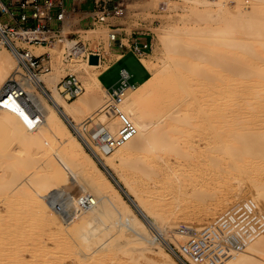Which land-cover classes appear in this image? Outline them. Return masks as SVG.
I'll list each match as a JSON object with an SVG mask.
<instances>
[{
    "label": "bare ground",
    "instance_id": "bare-ground-1",
    "mask_svg": "<svg viewBox=\"0 0 264 264\" xmlns=\"http://www.w3.org/2000/svg\"><path fill=\"white\" fill-rule=\"evenodd\" d=\"M195 2L212 21L224 22L202 28L172 25L159 32L169 63L158 70L143 59L150 75L128 89L118 104L137 131L106 155L89 153L83 143V117L99 111L107 90L98 80L106 65L80 61L85 42L71 38L79 15L64 13L59 31L20 29L0 37V90L17 68L15 50L20 41L34 54L44 49L30 44L32 39L65 42L67 53H61L57 45L55 52L85 82V91L67 100L57 87L62 70L56 65L31 81L22 80L26 97H8L0 106V122L14 129L20 140L41 149L60 143L62 155L79 170L73 181L62 171L35 189L18 183L11 190L6 209L16 219L0 222L1 227L9 221L0 228V264H8L9 251L28 248L23 237L27 222L45 226L49 243L39 248L40 262L31 255L34 249L29 245L30 258L25 260L20 253L11 264H68L65 255L73 254V248L57 239L72 230L90 246L98 233L107 231L104 222L115 218L118 224L108 231L104 247L90 255L94 264H197L187 245L189 234L247 194L264 211V5L252 7L261 16L254 20L250 14L238 15L239 4L228 8L219 0ZM213 5L215 13H211ZM91 35L88 31L86 37ZM108 124L116 131L117 119ZM13 156L18 170L28 171L23 163L27 158ZM117 161L124 178L116 171ZM0 168L4 177L16 175L5 159H0ZM91 169L125 200L106 177L104 169L108 171L140 216L130 205L123 212ZM73 182L85 186L84 192L96 198V205L67 223L51 211L40 193L52 184L63 188ZM147 224L158 229L156 236ZM118 236H127L119 252L113 248ZM256 239L262 254L258 260L264 264V231ZM74 264H88V259ZM222 264L247 263L238 255Z\"/></svg>",
    "mask_w": 264,
    "mask_h": 264
},
{
    "label": "built area",
    "instance_id": "built-area-1",
    "mask_svg": "<svg viewBox=\"0 0 264 264\" xmlns=\"http://www.w3.org/2000/svg\"><path fill=\"white\" fill-rule=\"evenodd\" d=\"M110 2L111 0H93V9L89 16L91 28L99 24L107 25L111 28L110 41L120 40L121 36L128 38L133 52L142 58L149 47L153 32L142 27L143 21L140 17L128 16L127 21L121 24L122 3L115 0L113 5L109 6ZM53 7L62 10V0H0V37L8 36L20 29H46L45 20L50 18L47 13ZM61 12L57 15L60 21L63 20L64 14ZM140 35H149L150 41L139 43L137 36ZM64 48V53H67L66 44ZM15 53L17 68L0 90V106H3L8 97L15 99L26 97L22 80L31 81L32 78L52 70L49 53L34 54L26 48H16ZM92 54L94 53L91 51H84L82 56L88 60ZM131 78V74L125 68L120 69L118 82L107 89V96L99 111L84 119L83 143L89 153L110 154L135 135L137 131L135 124L118 108L125 92L136 85ZM57 87L67 100L79 96L84 91L81 81L75 74L63 76ZM112 119L118 121L116 131L108 124ZM42 197L51 211L60 218L74 212L90 210L96 205V198L86 192L72 198L49 191ZM261 231H264V211L255 198L247 194L211 219L199 231L189 234L187 245L197 264H222L238 255H242L247 264H260L258 255L261 252L256 238Z\"/></svg>",
    "mask_w": 264,
    "mask_h": 264
},
{
    "label": "rangeland",
    "instance_id": "rangeland-1",
    "mask_svg": "<svg viewBox=\"0 0 264 264\" xmlns=\"http://www.w3.org/2000/svg\"><path fill=\"white\" fill-rule=\"evenodd\" d=\"M122 3L121 9L122 10V16L121 22L127 21L126 18L133 17L137 18L140 17L143 21L142 27L147 28L151 30L152 38L149 42V47L146 50L145 54L143 55L142 62L144 63L145 60L153 62V64L157 67L158 70L163 69L168 63L169 58L167 57V50L165 49L164 45L159 39V32L163 29H166L170 26H188V27H195V28H202L206 26H216V25H222L224 21H218L214 22L212 21V18L207 17V14L205 11H203L202 7L199 6L196 0H118ZM203 1V0H202ZM204 1H214V0H204ZM222 4L225 5V7L231 8L237 4H239L240 11L238 12L239 16H243L245 14H250L252 19L254 20H260L261 16L257 13V11H251L252 7H259L264 5L263 0H219ZM202 10V11H200ZM217 11L216 6H211V13H215ZM129 16V17H128ZM124 20V21H123ZM262 23V22H261ZM105 30V31H102ZM92 35L88 38L86 35H88V32L83 35V40L80 41L85 42V46L89 47L90 50H95L97 48V45H101L104 47L105 51L108 50L109 46V35H110V28L107 25H97L93 26ZM127 44V43H125ZM18 48H26L30 49V47L23 41H20L18 43ZM45 50H49L52 54L51 58V64L52 68L54 69L56 65H58L61 70L62 74L59 78V80L67 75V74H75L78 79L81 81L84 91H85V82L79 76L76 72H73L71 70V66L65 62L63 56L61 54H57L55 52V46L53 44H49V48L43 49L40 51H37V53H43ZM36 51V50H34ZM106 53V52H105ZM104 53V54H105ZM80 55L79 59L80 61H86L85 57ZM145 59V60H143ZM88 62V60H87ZM121 64H116L112 68H110L105 76L103 77V82L105 85H110L113 82L117 81L119 78V66ZM126 68L129 71H132V68L127 65ZM13 74V73H12ZM150 75V74H149ZM139 81V76L136 75L132 78V81ZM139 84V82H136V85ZM83 91V92H84ZM81 95V94H80ZM103 100L105 101L106 95L103 93ZM79 97V96H77ZM75 97V98H77ZM45 101H48L47 99ZM32 106V105H31ZM84 119L89 118V116H84ZM17 132L6 125L4 122H0V159H5L6 163L13 167L16 170V175L11 177H4L3 176V170L0 168V222L5 218V220H11L16 219V217H12L11 214L7 213V207L8 202L10 199H12L11 190L18 184L22 183L24 186L37 188L41 183L45 182L46 180H51L52 178H55L54 176L59 174L62 171H65V173L68 176L69 181H73L74 178H76L78 174V169H74V165L70 163L68 160H66L65 156L62 155L61 151V145L60 143H55L52 145V147H46L44 149L32 147L27 145L26 142L23 140H20V138L17 136ZM52 153L50 158L48 159V154ZM21 155L25 156L27 159L23 160L25 165H27L28 171L22 172L21 170H18L17 168V161L14 160L13 155ZM116 171L123 176L122 172V165L119 163V161L116 162ZM105 172V171H104ZM91 173L95 178L97 179L98 183L101 185L103 190L107 191L109 195L115 200L117 205L120 207L123 212H126L128 208L131 206V203L128 202V199L125 198V200H122L117 196L116 192L110 184L104 180L100 175H98L93 169H91ZM106 177L111 180L110 176L105 172ZM124 178V176H123ZM112 182V181H111ZM114 184V183H113ZM115 186V184H114ZM85 186L81 185L80 183H71L68 184V186L63 188L58 185L52 184L51 186L45 188L43 191H41L40 195L41 197L45 194V192L54 191L59 193H68L70 195L73 194H79L81 192H84ZM125 201V202H124ZM128 202V203H127ZM130 205V206H129ZM135 213L137 215L138 212L133 208ZM81 212L77 213H71L67 214L63 218L59 217L60 219H63L62 221L69 222L74 217H77ZM140 216V215H139ZM59 219V220H60ZM9 221H4L5 224H1V229L5 227V225ZM116 218L113 219V223L109 221H105L104 223L106 226H108L107 231L104 233H98L97 237L94 239L93 244L84 245L82 241L77 237L72 230H68L65 232V235H63L62 238L57 239V241L61 242H68L71 244L73 248V254L65 255V261L68 264H74V262L77 259L87 258L88 264H94L90 259V255L92 254L93 250L100 249L104 247L102 244L105 240H107L109 234L108 231L115 230L117 225ZM20 226V224H19ZM88 227V229H90ZM151 227L147 224L148 231L156 236V227L153 229H150ZM14 231H17L16 228ZM162 233V232H161ZM28 248L23 249V246L20 248H17L13 251H9V260H7L8 264H11L15 258V256L21 255L24 257V259L30 258L31 250L29 249V245L31 246V249L33 253L31 254L37 262H40L42 260L43 254L42 251H39V248H44L49 243V232L46 230L45 226L38 223L33 222H27L25 227V232L23 235ZM127 236H118L116 237L115 242L113 243V248L119 252L121 249H123L124 243H126ZM160 241V240H159ZM143 243H148L146 241H143ZM103 253H106V248H103ZM32 258V257H31ZM97 264V262H95Z\"/></svg>",
    "mask_w": 264,
    "mask_h": 264
},
{
    "label": "crops",
    "instance_id": "crops-1",
    "mask_svg": "<svg viewBox=\"0 0 264 264\" xmlns=\"http://www.w3.org/2000/svg\"><path fill=\"white\" fill-rule=\"evenodd\" d=\"M114 2L115 0H111V2L108 5L112 6ZM62 4H63L62 10H60L59 7L51 8V10L47 13L49 14L50 18L45 20L47 28L39 29V30H43L46 32L59 31L62 28L63 20L60 21L57 18V15L61 11H62L61 13H71L74 15L76 14L79 15V20L73 26V30L71 32V38H78L80 40L81 39L83 40V35L86 32H88V30H92L89 16L93 9V0H62ZM120 23L122 24L123 22ZM32 30L35 31L37 29H32ZM119 39L120 40L110 41L107 51H105L104 47L101 45H97V48L95 50H90L89 47L85 46V51H91L92 53L97 54L99 56L98 64L101 63L106 65V68L98 76L99 82L106 90L110 89L118 82L117 80L108 86L105 85L103 82V77L105 76L106 72L116 64L120 63L121 65L119 66V71L120 69L125 68L131 74L132 78L138 75L139 81L133 80V82L135 83L136 82L140 83L144 81L146 78H148L150 73L149 70L144 66L142 59L139 58V56L131 49L130 40L122 36L119 37ZM149 39H150L149 35L137 36V40L139 41V43L149 42ZM29 43L37 47L42 46L44 49L49 48V44H53L54 46L57 45L61 53H64L65 50L64 48L65 42H63L60 39H52V40L32 39L29 40ZM45 52L49 53L50 58H52V54L49 50H45ZM127 65H129L132 68V71H129L126 68Z\"/></svg>",
    "mask_w": 264,
    "mask_h": 264
},
{
    "label": "water",
    "instance_id": "water-1",
    "mask_svg": "<svg viewBox=\"0 0 264 264\" xmlns=\"http://www.w3.org/2000/svg\"><path fill=\"white\" fill-rule=\"evenodd\" d=\"M88 62H89L90 64H95V65H97V64L99 63V57H98V55H96V54H92V55H90V56H89V59H88ZM104 171L110 176L111 181L115 184V186L119 189V191L123 194V196H125V197L129 200V202L131 203V205L133 206V208H134L137 212H139L138 209H137V207L132 203V201L130 200V198L127 197V195L125 194L124 190H123L122 187L117 183V181H116V180L110 175V173H108V171H106L105 169H104Z\"/></svg>",
    "mask_w": 264,
    "mask_h": 264
}]
</instances>
